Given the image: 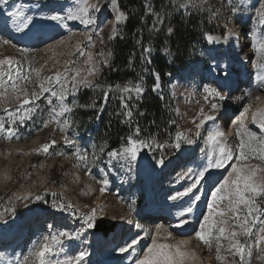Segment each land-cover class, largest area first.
Segmentation results:
<instances>
[{
	"label": "rangeland",
	"instance_id": "374dc122",
	"mask_svg": "<svg viewBox=\"0 0 264 264\" xmlns=\"http://www.w3.org/2000/svg\"><path fill=\"white\" fill-rule=\"evenodd\" d=\"M16 2H18V0H11L13 4ZM41 2H44V0H41ZM48 2L68 4L70 0H48ZM239 2L240 0H234L235 4H239ZM257 3L258 0H248V7H243L240 11L233 14L226 0H204L205 19L209 21V24L223 31L216 35V37L223 38L226 33H231L235 36L237 41H241V45H243L246 40L241 50H245L246 46V51L236 52L235 50H229L223 47L221 43L209 44L205 39H200L198 41L196 44L197 48H195L192 53L193 59L190 64L171 81L164 91L167 100H169L168 112L172 121L175 122L174 124L172 123L176 128L175 133L177 131L190 130V133L197 131L196 124L203 118L201 109H203L205 114L210 113L211 103H217L219 105L218 109L214 113H211L217 117V121H210L203 126L200 130L201 137L197 140V144L194 146H185L191 149L189 151L179 152L170 147H165L162 150L153 149L147 155L141 153L144 163L143 165L138 163L134 179H129V174L126 170L120 168L118 165L115 166V172H108L107 169H105L110 183L102 193L100 189L103 185L98 183V181L104 178L100 172V168L104 165L102 163L96 166L90 165L91 175H87L86 172L88 169L72 155L74 147L67 146L63 142L64 135L71 137L75 141V147H79L82 151H88L89 160L92 158V145L100 146L95 142L94 134L87 129L84 130L85 127L79 123L75 111L80 107H74L72 113H66L64 117H60V123L52 122L48 127H42L43 121L50 118V106L47 103V99H52L53 105L57 104V101L51 98L49 94H44V97L47 99L42 97L37 101L39 107L37 108L36 114L33 115L32 120L24 126L19 127L17 135L20 138L17 139L13 137L12 139H8L6 134L0 133V213H5L10 207H14L16 210L14 218L11 212H7L6 215L0 216V220L7 219L9 221L8 226L0 225V229H2V232H6L7 229L11 232V228L19 227L24 220H27L29 224H31L30 229L23 235L25 239L24 247L21 246L19 248L16 241L13 242L11 239L10 243L13 245L11 253L14 257L21 252L27 254L28 250L33 246V242L38 240L42 235L47 234L48 225H52L55 230L67 228L70 231L81 232L82 235L80 238L90 237L91 243L95 248V252L93 251L94 257L98 250L101 249V240L107 238L105 230L111 227L109 222H102L99 228L95 227L94 229L84 231L82 227L85 223L84 219H76L69 213L55 212L50 207H45L44 203L36 202L34 199L31 202L23 199L25 196L34 197L35 194L43 192L58 193V199L62 198L64 201L71 203L74 209L78 210V214L81 217L90 214L91 210L95 208L97 209V219L105 217L115 221L117 227L114 233L118 235L116 243H113L112 240L109 242L110 239H114V237L110 238V236H113L111 235L112 232L108 236V241H106L102 249L106 250V248L110 249L113 247L112 249L116 250L115 257L120 256L118 248L129 241V237H131L133 232L135 233L134 236L141 232L143 234L147 233L146 238L148 239L145 245V241L141 240L139 244L136 245V250L139 248L141 249L139 255L137 254V258L141 257L147 250V247L152 242V237L157 234V228H161L159 233L160 236L157 238L158 243L175 244L174 241L177 235L174 234L171 228V210L173 204L178 201L183 202V204L180 205V209L186 206L190 203V198L184 197L183 200L172 201L169 200L168 197L173 192L181 191L187 186V180L179 183L177 182L178 174L182 173L189 166L195 167L201 163V148L206 150L210 149L211 144L208 137L217 130V125L222 132H224L227 127L229 130V125L232 124L235 117L245 106H248L249 110L244 120L245 125L258 135H264V129L260 128V131L257 132L252 127L254 124L252 122L253 114L258 110H264V88H259L257 86L258 81L255 78L256 69H254L251 64V62L256 60V56L253 54V57H251L252 61L248 64L246 61L243 62L245 53L251 52L248 47L250 43L248 33L251 27H253L252 16L254 15V6ZM110 9V4L105 6L99 16V21H107L104 25L101 37H97L89 31L84 33L81 27L71 34L72 38L68 46H63V48H61L59 45L50 51L47 49L50 46L49 44L53 42L44 46L41 44H23V42L13 39L9 34L0 30V59L11 57L21 62L23 66L22 75L27 74L29 76V80L24 81L22 86L25 87L28 93H31L33 90H39L38 85L45 77L53 75L57 71L63 72L66 68L70 73L72 69L80 70L82 68L80 70L81 76H86L89 67V65L85 63L88 59V53L92 54L94 63H98L106 57L109 61L108 65H101L100 71L96 75L87 76L90 81L106 88L108 85H105L104 81H100V78L104 68H109L112 63L113 54L111 43L113 35H116V32L113 33L112 30L115 25V19ZM208 9H211L216 15L210 17ZM164 21L165 19L163 22ZM124 22L125 21H121L118 25H115L118 31L119 28L124 25ZM39 24L40 22L37 26ZM67 25H71V22ZM161 26L162 25L159 27ZM68 31H70V29ZM90 34L92 35L91 45L88 43V36ZM4 39H11L16 47H13L12 44H4ZM22 46H27L30 52L22 54L20 52V47ZM80 51H83L84 55H80ZM100 53H104L105 55L100 56ZM108 53H111V55H107ZM165 54L168 53L166 52ZM140 59L139 65L141 68L145 67L146 64L142 62L141 57ZM214 64L218 66L215 71L213 70ZM225 66L227 73L229 72L231 77L229 78L227 76L226 80L222 79L221 81L219 73L225 70ZM33 69H40L39 77ZM144 71H146L145 77L148 76V69L144 68ZM145 77L143 79L145 91L142 98L134 99L131 102L135 107H137L135 102H140L147 92L149 82ZM214 82L227 85L222 88V93L226 97L225 100L219 101L210 98L206 101L204 99V93L202 92L203 85L212 84L215 86ZM246 88L252 93V97L249 99L245 96L244 99H240V97L244 96L246 91L243 90ZM84 89L86 88H81L74 97L78 105H80L79 95ZM91 90H93L94 93L92 96V103L98 105L100 97H103V92L101 88L98 87H93ZM119 96L120 93L113 87L107 103V107L116 110V116H118L117 112L120 111V109L117 108V110L115 108L116 104L120 102ZM256 97H260V99L257 100ZM72 100L73 97L69 96L67 103L71 105ZM15 106L16 103L13 102L11 89H9L7 96H5L3 95V88H0V119L5 118V108L11 110ZM83 109L88 110L90 108L85 107ZM91 110L99 109L98 107H91ZM104 111L105 109L100 112L103 113ZM65 118L70 122L69 127H65L62 123ZM119 118L124 119L122 115H119ZM193 121H195V123ZM123 124L125 125L126 123ZM61 129H63V131ZM234 132L235 129L233 128V134L227 139L228 144L234 145L238 142ZM174 135H172V137H174ZM52 140H55L56 144L50 146L49 152L44 153L41 151L43 144L50 143ZM168 142L164 144L167 145ZM105 149L107 150L106 146ZM162 155L167 159L165 163L166 166L154 169L152 167L151 158H160ZM169 160L171 163H169ZM250 162L252 164L260 163L258 160H252ZM262 167H264V165H262ZM214 170H212L211 175ZM220 170L223 172L221 177H215L214 179L210 178L208 182L203 183L200 188V193H202L201 201H203L198 202L196 210L191 214L192 219H194L197 224V227L194 230L191 229L192 232H189L192 238L194 237L193 244L184 248V250L188 251L190 254L194 253L195 258L190 257L185 261V264H233L234 259L239 260V257H233L230 253L223 250L221 255L225 256L226 259L224 261L216 260L215 247L213 246L210 251L208 247L197 240L194 235L202 221V214H206L207 212V201L210 199V191L228 176V172L231 171V168ZM162 176L165 182L164 190L167 193V198L164 200V203L159 201L161 194L158 193L154 187L159 179H156L153 183V179ZM262 177H264V173H259L257 178L259 179ZM46 199L51 201L52 197L46 196ZM226 205L227 201L221 203V207ZM225 218L227 219V217ZM128 219H133L135 222L139 223L141 228L136 229L133 225H129L127 223ZM259 227L260 225H257L253 229L254 235L249 237V243L253 244L250 264H264V262H260L257 259L259 250L254 246L256 235L263 234L257 233ZM38 232H40V235L37 234ZM168 233H171V237H168ZM8 236H10V234ZM166 237L168 238L166 239ZM75 241H78V239ZM7 245V242H5L0 246V253H3L4 256V259L0 260V264H5L4 260H6L5 258H7V255L4 251L9 249ZM100 253L97 254L94 260L98 261L102 258V253ZM128 253L133 254L130 252ZM122 259L123 258H119L111 261V263L121 264ZM93 263L94 262H90L89 264Z\"/></svg>",
	"mask_w": 264,
	"mask_h": 264
},
{
	"label": "snow or ice",
	"instance_id": "6c2138e0",
	"mask_svg": "<svg viewBox=\"0 0 264 264\" xmlns=\"http://www.w3.org/2000/svg\"><path fill=\"white\" fill-rule=\"evenodd\" d=\"M170 6L177 12L188 13L190 10L203 12L204 0H169ZM233 14L240 11L243 7H248L247 0H240L239 4H235L234 0H226ZM111 5L110 11L114 14L115 25L126 20L125 13L118 8V0H70L68 4L49 3L48 0H18L16 3H11V0H0V18L3 20V29L19 37H30L35 35L34 30L37 29V24L43 21L53 22V25H67L70 22H78L84 25L90 33L101 37L104 25L107 21H99V16L102 10L107 5ZM210 17L216 15L215 12L208 9ZM145 13L154 16V23L150 26L151 31H158L159 26L163 24L164 16L156 13L150 0L145 4ZM253 27H251L248 38L251 52L256 56V60L252 62V66L256 69L257 86L264 88V0H258L254 6V15L252 16ZM113 26V32L118 34V29ZM172 28L168 29L171 34ZM39 38V37H37ZM232 38L231 33H226L223 39L229 40ZM205 39L209 44L220 43V38L205 33ZM92 35L88 36V43L91 45ZM4 44L16 45L11 39H4ZM64 41H58L57 44L50 45L47 50H52L63 44ZM139 43V41H138ZM20 52L26 54L30 52L27 46L20 47ZM80 55H84L80 51ZM104 56V53H100ZM107 55H111L108 53ZM141 58L147 63H151V47L144 46ZM251 57H245V60H250ZM89 65L86 76H81L77 69H72L71 73L66 68L65 71H57L53 75L45 77L38 85V91L33 90L28 93L25 87L22 86L24 81L29 80L27 74L22 75L23 66L20 61L13 58L0 59V88H3V95L7 96L9 89L13 97V102L16 106L9 110L4 109L5 118L0 119V133L6 134L8 139L20 138L17 133L19 127L24 126L32 120L36 114L39 101L44 94H49L51 98L57 101L53 105L52 99H47L49 108V119H45L42 127H48L50 123H60V117H64L66 113H72L74 107H93L103 111L104 106L108 103L109 94L113 90L112 85L106 88L101 87L90 81L87 76L96 75L100 71V66H107L109 61L105 57L98 63L93 62V56L88 53V59L85 62ZM131 63V61H129ZM7 66V67H5ZM43 67V66H42ZM217 65H213V70L217 69ZM36 75L40 76V69H33ZM156 76L157 82L153 85L152 90L159 91V75ZM220 78L227 79L228 73L223 70L219 73ZM79 77V79H78ZM212 84H204L202 92L204 99L208 101L210 98L223 101L226 99L222 93V88L227 85H221L214 82ZM101 88L103 92V100L98 105H78L75 96L81 88ZM115 90L120 93V111L117 115H122L124 119L122 123H128L132 131L126 137H121L123 143L118 147L106 150L104 145H92V158L88 159V151H82L79 147H75V141L68 135H64L63 142L67 146H73L72 153L76 159L82 163L88 171L87 175H91V166H96L102 163L104 166L100 168L103 179L98 183L103 185L100 191L103 193L110 181L107 178L108 172H115L116 165L126 170L129 174V179L135 178V171L138 163L143 165L144 160L141 153L147 155L153 149H164L170 147L176 151L183 152L191 149L185 146H194L197 140L201 137V129L203 126L212 121H217L214 113L219 105L217 103L210 104V113L205 114L201 109L202 119L196 124L194 133L188 131H177L174 137H170L167 145L159 143L152 137H141V128L138 122H133V109L135 105L131 102L134 99H140L145 91L143 86V78L135 83H128L123 86L116 84ZM72 96L71 105L67 103L68 97ZM249 99L252 97L250 91H246L244 97ZM257 100L260 97H256ZM248 106L232 121L231 127L235 129L234 135L238 141L236 144H228L224 139V133L220 131L217 125V130L208 137L211 147L209 150L201 148V163L195 167L189 166L182 173L178 174L177 182L188 181L186 187L181 191L173 192L168 199L172 201L183 200L184 197L190 198V203L181 207V211L177 220V226H183L190 223L189 217L196 210L198 202L201 200L202 193L200 188L203 183H207L210 179L211 172L214 169L231 168L228 176L223 179L217 186L210 191V199L207 201V212L202 214V221L199 224L198 230L194 235L197 240L202 242L211 251L215 247L216 260L224 261L225 256L221 255L222 250L230 253L233 257H239V260H233V264H250L252 257L253 244L249 243V237L254 235L253 229L260 225L257 233H264V177L257 178L259 173H264V135H258L250 130L244 123ZM142 115V113H141ZM195 123V121H193ZM252 122L259 124L261 129H264V110H258L253 114ZM62 123L65 127L70 126V122L65 118ZM170 123H175L171 121ZM63 131V129H61ZM56 144L55 140L50 143H45L41 151L49 152L50 146ZM103 158V159H102ZM152 167H165V158L152 157ZM258 160L260 163L252 164L250 161ZM169 163L171 161L169 160ZM191 163V162H188ZM46 196L52 197L51 201L46 199ZM59 194L55 192L37 193L34 197L25 196L24 200L31 202L33 199L36 202L49 204V207L55 212L69 213L76 219H84L85 223L82 226L84 231L97 227L95 222L97 209L93 208L90 214L81 217L78 210L74 206L59 198ZM227 201V205L221 207V203ZM72 210V211H70ZM15 208L10 207L5 213H0L4 216L7 212H11L15 217ZM227 217V219L225 218ZM127 223L133 225L136 229H140L141 225L133 219H128ZM7 219L0 220V225L8 226ZM157 235L161 228H157ZM166 231V230H165ZM2 232V229H0ZM81 232L70 231L67 228L55 230L52 225H48L47 234L42 235L38 240L33 242V246L28 250L27 254H16L11 264H86L85 257L90 255L86 250H81L73 256L65 254L66 246H70L72 241L80 238ZM145 236L147 233L144 234ZM171 237V233H168ZM166 237V239L168 238ZM139 233L119 247L120 253L136 252V245L139 244ZM189 244L188 240H179L175 244L158 243L157 236L152 237L151 244L147 250L139 258H134V264H185L187 259L195 258L194 253H189L184 248ZM264 244V235H256L254 246L261 252V256L257 259H264V248L260 247ZM60 257H63L61 259ZM3 253H0V260H3Z\"/></svg>",
	"mask_w": 264,
	"mask_h": 264
},
{
	"label": "trees",
	"instance_id": "16d2710c",
	"mask_svg": "<svg viewBox=\"0 0 264 264\" xmlns=\"http://www.w3.org/2000/svg\"><path fill=\"white\" fill-rule=\"evenodd\" d=\"M148 2L149 0H118L119 8L125 13L126 20L112 40V63L109 68H104L100 81L113 87L116 84L135 83L141 78L144 79L146 73L144 68H147L149 71L145 77L149 82L147 92L140 102H135L137 107H134L135 111L133 109V122L139 123L142 138L152 137L164 144L176 131L174 125L170 123L172 119L168 112L169 100L165 89L190 64L193 59L192 53L197 48L196 44L200 39H205V33L215 36L223 31L209 24L204 11L190 10L188 14L177 12L170 6L169 0H150L155 12L165 17L159 30L151 31L154 16L145 13V4ZM169 28L173 29L171 34L168 33ZM144 46L151 47V63L142 59L146 66L141 68L139 62ZM166 52L168 54H165ZM157 73L160 89L154 92L152 88L157 82L154 74ZM93 94L91 88L84 89L79 95V104H94ZM102 100L101 96L98 106ZM83 108L85 107L75 111L79 123L85 127L84 130L87 129L94 134L98 145H105L107 150L118 147L123 143L121 137H126L132 131L129 124L124 125L121 122L123 119L116 116V110L107 107V104L103 108L105 109L103 113L91 110V107L88 110ZM115 108L120 109V102ZM48 205L44 203L45 207H49Z\"/></svg>",
	"mask_w": 264,
	"mask_h": 264
},
{
	"label": "bare ground",
	"instance_id": "6f19581e",
	"mask_svg": "<svg viewBox=\"0 0 264 264\" xmlns=\"http://www.w3.org/2000/svg\"><path fill=\"white\" fill-rule=\"evenodd\" d=\"M92 2H95V0H92ZM118 8H119V4H118ZM111 14H112V12H111ZM108 24H111V23H108ZM81 27H82V32L87 33L89 31L85 26H82L78 22H71V25H53V22L43 21V22H40V24L37 26V29L34 30L35 35L30 36V37H19V36H16V35L10 33L6 29H3V20H2V18H0V30H2L3 32L9 34L13 39H15V40H17L19 42H23V44H28V45L30 43V44H41L42 46H44V45H47V44H49L51 42H53V43L49 44V45H54V44H57L58 41L63 40L64 43L60 44V47L63 48V46L65 47V46H68L70 44V40L72 38L71 34L73 32H76ZM69 29H70V31H68ZM37 37H39V38H37ZM239 40H240V38H239ZM245 42H246V40L244 41V44H245ZM220 43L223 44V45H226V46H231V48H235L236 47V48H238V52L246 51V46H245V50L241 51L242 47L244 46V44L241 45V41H237L233 34H232V38L229 39V40H226V41L223 38H220ZM245 57H253V53L252 52H246L244 57H243V62L246 61V63L248 64L250 61H252V58L250 60H245ZM251 64H252V62H251ZM228 74H229V72H228ZM228 77L230 78L231 74H229ZM220 80L222 81V79H220ZM243 91H249V90H248V88H246ZM256 125L259 126V124H256ZM213 131H214V129H213ZM223 133L225 134L224 135V139L227 142L228 141L227 139L233 134V128L228 130V127H227V129ZM222 173L223 172H221L220 169H218V170L215 169L213 171V174L211 175L210 178L214 179L215 177L216 178L217 177H221ZM155 180H156V178L153 179V183H154ZM202 201L200 200V202H202ZM182 204H183V202H181V201H178L177 203L173 204L172 211H174V213H173V216L171 215V220H172L171 228L173 229L174 234L177 235V237L175 238L174 243H176L177 241L183 239V240H188L189 244L187 246H190L191 244H193L194 237L192 238V235L189 232L191 231V229L194 230L197 227V224L195 223V220L192 219V217L190 216L189 217L190 223H188L186 225H183V226H177V220H178V217H179V214H180V211H181L180 205H182ZM160 212H162V211H160ZM169 219H170V217H169ZM184 226H185V228H184ZM37 234L40 235V232H38ZM115 234H117V233L113 232L111 234V235H113L114 239H110L109 242H111V240H112L113 243H116V240H117L116 238L118 237V235H115ZM134 234L135 233L133 232L131 237H129V240L134 236ZM139 235H140V237H143L140 240L141 241H145V243H144V245H145L148 242V239L146 238V236L142 232ZM262 235H264V233ZM156 236L158 238L160 235L156 234ZM22 238H23V236H19L18 237V239H22ZM80 240H82V239L79 238L78 241H72L70 246H66L65 254L68 255V256H73V255H75L76 253H78L81 250H86V251H88L90 253V251H92V247L90 246V244L88 242H86L84 245L80 246V245H78ZM106 241H108V237L101 240L102 245H101V249L100 250H101V253H102V255H101L102 258L100 260H98V261L94 260V258H96V256H97V254L100 253V250H98V252L95 255V257H94V252H95L94 251V252H92L93 256L91 255L89 258H85L86 264H89L90 262H94L93 264H112L111 261L117 260L119 258H123L122 261H121L122 262L121 264H134V258H137V256L139 255V253L141 251V249L139 248L133 254H129L128 252H125V253H120L119 257H115L116 250H114L112 248L106 249V250H102L104 248L103 246L106 243ZM10 244H12V243H10ZM24 245H25V243L22 242V244H19V248L21 246L24 247ZM7 247L9 249L4 251L5 254L7 255V258H5L6 260H4V261H5V264H11V261L14 259V255L11 253V250L13 249V245L12 246H7ZM260 247L264 248V244H262ZM21 253H23V252H21ZM261 255L262 254L259 251L258 256H261ZM60 258L63 259V257H60ZM92 260H94V261H92ZM258 260L260 262H264V259H258ZM1 264H3V263H1Z\"/></svg>",
	"mask_w": 264,
	"mask_h": 264
},
{
	"label": "water",
	"instance_id": "95a60500",
	"mask_svg": "<svg viewBox=\"0 0 264 264\" xmlns=\"http://www.w3.org/2000/svg\"><path fill=\"white\" fill-rule=\"evenodd\" d=\"M102 222H109L111 224V227L108 230H105L106 237H108L112 232H114L116 230L117 225H116L115 221L103 217V218H99L96 221L98 228L100 227V223H102Z\"/></svg>",
	"mask_w": 264,
	"mask_h": 264
}]
</instances>
